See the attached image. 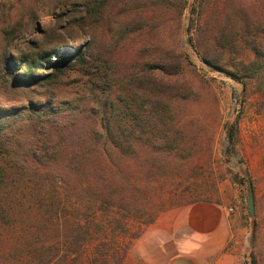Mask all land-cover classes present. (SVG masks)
I'll return each mask as SVG.
<instances>
[{
	"label": "rangeland",
	"instance_id": "374dc122",
	"mask_svg": "<svg viewBox=\"0 0 264 264\" xmlns=\"http://www.w3.org/2000/svg\"><path fill=\"white\" fill-rule=\"evenodd\" d=\"M107 1L106 18L96 22L89 18L87 0H52L50 14L27 0H0V107L22 110L26 121L32 103L48 104L62 111L61 121H69L93 103L90 87L106 81L112 71L118 73L131 62L144 69L167 51L183 53L188 57L183 72L170 80L183 97L178 105L194 137L192 146L177 152L170 164L161 157L143 163L164 174V190L158 189L164 210L155 223L196 202L224 203L234 227L230 246L241 264H253L254 258L264 264V0H187L183 12L160 1ZM258 50L261 59L251 63ZM73 52L81 53L85 62L47 77L52 73L48 54L55 59ZM204 54L220 66L208 64ZM37 58H43V68L27 72L24 63L35 64ZM237 67L246 75L245 85L229 74ZM83 123L91 122L85 118ZM83 151L64 152L58 164L18 156L22 165L14 168L11 183L14 197H20L14 202L18 214L0 217V264H23L21 257L30 249L57 236L52 224L49 231L37 232L40 212L49 204L41 196L55 187L57 177L71 173L73 159ZM249 181L254 217L248 207ZM10 223L25 228L24 234L12 233ZM56 246L60 253L68 251ZM56 246L45 251L54 254ZM133 248L123 264H144Z\"/></svg>",
	"mask_w": 264,
	"mask_h": 264
},
{
	"label": "trees",
	"instance_id": "16d2710c",
	"mask_svg": "<svg viewBox=\"0 0 264 264\" xmlns=\"http://www.w3.org/2000/svg\"><path fill=\"white\" fill-rule=\"evenodd\" d=\"M152 1H160L180 12L186 9L188 2ZM27 2L43 6V14H50L54 9L52 0ZM87 5L91 20L100 22L106 18L107 0H87ZM203 58L212 66H220L217 59L206 54ZM45 59L52 68L47 77L67 66H75L77 61L85 62L77 52L70 56L60 54L55 59L48 54ZM260 59L258 50L257 58L251 63ZM16 60L12 58V64ZM18 60L22 59L18 57ZM185 60L188 57L183 53L167 51L159 61L146 63L147 68L131 62L118 73L112 71L106 81L90 87L93 103L69 121H61L62 111L48 104L32 103L27 109L30 115L26 121L22 110L12 113L0 107V217L13 215L15 218L18 214L15 203L20 197H14L11 190L14 168L22 165L18 156L25 155L44 165L48 160L58 164L64 152L84 149L73 159L71 173L57 177L55 187L41 196V200L49 204L40 212L41 219L35 225L37 232L49 231L52 224L57 236L49 243L30 249L21 257L23 264H123L133 241L164 210V197H158V189L164 190V174L158 175L153 167L146 169L143 163L161 157L170 164L177 152L192 146L190 139L194 134L177 101L183 97L170 80L183 72ZM35 61V64L24 63L27 72L43 68V58ZM243 66L249 64L243 63ZM240 69L237 67V71H229V74L245 85L246 75H242ZM101 72L102 68L95 76ZM102 93L107 94V99ZM85 118L91 123L84 124ZM161 152L165 156H160ZM236 179L242 180L237 176ZM14 224L12 233L23 235L25 228ZM59 244L68 251L58 252L56 245ZM47 246L49 250L56 246L57 251L49 254L45 251ZM71 252H76V256ZM253 264H257L256 258Z\"/></svg>",
	"mask_w": 264,
	"mask_h": 264
},
{
	"label": "crops",
	"instance_id": "0c3cea01",
	"mask_svg": "<svg viewBox=\"0 0 264 264\" xmlns=\"http://www.w3.org/2000/svg\"><path fill=\"white\" fill-rule=\"evenodd\" d=\"M233 236L227 206L201 201L150 224L131 247L144 264H241L230 246Z\"/></svg>",
	"mask_w": 264,
	"mask_h": 264
},
{
	"label": "water",
	"instance_id": "95a60500",
	"mask_svg": "<svg viewBox=\"0 0 264 264\" xmlns=\"http://www.w3.org/2000/svg\"><path fill=\"white\" fill-rule=\"evenodd\" d=\"M228 137H230V132H228ZM248 207L251 217L255 216V198L253 196L252 183L248 182Z\"/></svg>",
	"mask_w": 264,
	"mask_h": 264
},
{
	"label": "built area",
	"instance_id": "2783aa9c",
	"mask_svg": "<svg viewBox=\"0 0 264 264\" xmlns=\"http://www.w3.org/2000/svg\"><path fill=\"white\" fill-rule=\"evenodd\" d=\"M229 210H230V211H233L234 209H233V207H230Z\"/></svg>",
	"mask_w": 264,
	"mask_h": 264
}]
</instances>
